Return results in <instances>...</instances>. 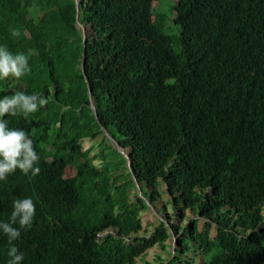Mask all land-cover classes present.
Returning <instances> with one entry per match:
<instances>
[{"label":"trees","instance_id":"1","mask_svg":"<svg viewBox=\"0 0 264 264\" xmlns=\"http://www.w3.org/2000/svg\"><path fill=\"white\" fill-rule=\"evenodd\" d=\"M153 1L78 0L77 13L74 0H0V45L31 67L0 79V98L51 97L7 118L40 156L36 177L0 181V221L15 198L36 205L14 242L22 264H137L152 248L145 264H264V0H176L177 36L152 20ZM100 126L128 153L125 176L82 150ZM131 172L144 200L161 204L151 232ZM186 211L195 219L176 223ZM168 228L181 234L173 258ZM9 247L0 233V264Z\"/></svg>","mask_w":264,"mask_h":264},{"label":"clouds","instance_id":"2","mask_svg":"<svg viewBox=\"0 0 264 264\" xmlns=\"http://www.w3.org/2000/svg\"><path fill=\"white\" fill-rule=\"evenodd\" d=\"M32 7L35 8L37 5L33 4ZM11 35L19 37L21 32L18 28H14L11 30ZM82 71L84 70L82 69ZM30 73L29 54L23 52L14 54L6 45H0V79H20ZM50 100L51 97L49 96L37 93L26 94L23 91H17L12 95H5L0 98V181H6L10 175L15 174L17 171L25 176H30V178L39 175L41 171L38 166L40 156L35 150L32 138L23 129L10 128L7 118L18 115H23L26 118L29 114H34L40 109L45 108L50 103ZM93 111L95 112V110ZM100 128L104 129L102 126ZM112 138L120 147L114 137H109L110 141L112 142ZM113 145L115 146L114 143ZM118 152L128 160L125 156H128V153H125L124 149H122L123 153ZM128 169L130 170V166ZM142 199L144 200V197ZM149 206L148 210L153 207L150 204ZM153 214L157 216L159 213ZM35 215L36 205L31 197L15 198L9 220L6 222L0 221V233H3L7 237V242L10 245L7 250V256L9 257L8 264H22L24 254L19 252L14 242L20 238L22 230L32 227Z\"/></svg>","mask_w":264,"mask_h":264},{"label":"rangeland","instance_id":"3","mask_svg":"<svg viewBox=\"0 0 264 264\" xmlns=\"http://www.w3.org/2000/svg\"><path fill=\"white\" fill-rule=\"evenodd\" d=\"M176 4V0H156L153 1L150 5V12L152 14V20L159 24L160 23V17H162V23H160V28L162 32L167 36H177L180 32L179 25H176L174 23V10L173 7ZM174 50L176 52L179 51L178 46H174ZM112 136V132L108 129H102L100 128V132L96 134V138L91 140H84L82 142V150H87L91 145L93 146V150L91 151L90 156L97 155L95 154H103L104 161L107 162L110 165V172L113 176H125V171L123 169V166L121 165V159L119 156V152L113 145V143L110 141L109 137ZM100 145V146H99ZM95 151V152H93ZM127 153V152H125ZM101 159L97 158L94 161V164H100ZM67 175L72 176L73 172L69 169L66 172ZM131 200H134V194L135 190H131ZM168 198L164 196L163 200L166 201ZM156 207H151L150 210H147L146 212H143L141 215V223L143 229H146V231L151 232V228H148L150 225H157L159 221H161V204L157 203L155 204ZM163 205V204H162ZM166 210V212H165ZM164 212L166 213V216H169L171 214V209L166 208ZM153 213L158 214L157 216ZM154 215V216H153ZM263 216H264V210H263ZM154 217V218H153ZM195 217L191 214V212L186 211V218L184 220H177L176 223H179L183 225V221L188 220V222H191ZM198 228L200 229L202 226V220H198ZM214 230L211 231V234L214 235ZM188 244V243H187ZM190 252L188 251V256L193 257V248H190ZM156 250L154 248L150 249L148 251V254L142 258L140 257L137 260V264H145L146 261L153 262V259L155 257ZM200 259L203 261V256L200 257ZM156 264H161L160 262Z\"/></svg>","mask_w":264,"mask_h":264},{"label":"water","instance_id":"4","mask_svg":"<svg viewBox=\"0 0 264 264\" xmlns=\"http://www.w3.org/2000/svg\"><path fill=\"white\" fill-rule=\"evenodd\" d=\"M75 1V3H76V11H77V13H78V0H74ZM79 25V27L81 28V32H82V42H83V53H82V62H81V67H83V64H84V60H85V44H86V38H87V36L85 35V29H84V27L82 26V25H80V24H78ZM83 69V68H82ZM90 103H91V108L94 110V108H93V106H92V102H91V100H90ZM112 142L115 144V146H116V148H117V150L118 151H120L121 153H123L122 152V149L117 145V143L115 142V140L112 138ZM126 156V158H128V156L127 155H125ZM131 178H132V180H133V183H134V186H135V189H136V191H137V193H138V195H139V197L140 198H142L143 196H142V194H141V187H140V185L137 183V181H136V179H135V177H134V174L131 172ZM147 205L149 206V204L147 203ZM150 207V206H149ZM169 229V233H170V235H171V241H172V243H171V249H172V251H171V258H173V256H174V253H175V242L177 243V239L180 237V235L181 234H177L176 232V234L174 233V232H172L171 230H170V228H168ZM178 245H181V243L180 242H178L177 243Z\"/></svg>","mask_w":264,"mask_h":264},{"label":"bare ground","instance_id":"5","mask_svg":"<svg viewBox=\"0 0 264 264\" xmlns=\"http://www.w3.org/2000/svg\"><path fill=\"white\" fill-rule=\"evenodd\" d=\"M114 89V88H113ZM92 221V220H91ZM91 224V223H90ZM82 227V226H81ZM84 229V228H83Z\"/></svg>","mask_w":264,"mask_h":264},{"label":"crops","instance_id":"6","mask_svg":"<svg viewBox=\"0 0 264 264\" xmlns=\"http://www.w3.org/2000/svg\"><path fill=\"white\" fill-rule=\"evenodd\" d=\"M154 218V217H153Z\"/></svg>","mask_w":264,"mask_h":264}]
</instances>
